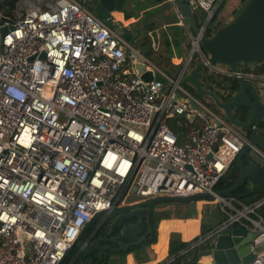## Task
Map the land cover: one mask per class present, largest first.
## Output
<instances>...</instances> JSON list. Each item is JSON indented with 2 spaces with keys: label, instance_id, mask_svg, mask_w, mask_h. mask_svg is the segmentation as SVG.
Returning <instances> with one entry per match:
<instances>
[{
  "label": "built area",
  "instance_id": "2783aa9c",
  "mask_svg": "<svg viewBox=\"0 0 264 264\" xmlns=\"http://www.w3.org/2000/svg\"><path fill=\"white\" fill-rule=\"evenodd\" d=\"M84 1L0 0V264H57L127 183L137 200L210 193L223 217L189 248L227 226L243 227L254 233L253 256L237 264H264V194L245 203L213 189L246 135L181 83L196 60L213 76L258 87L264 59L236 70L210 62L200 37L222 0H192L203 18L187 32L173 74L130 48L143 71L162 78L146 81L126 56L127 43Z\"/></svg>",
  "mask_w": 264,
  "mask_h": 264
},
{
  "label": "water",
  "instance_id": "95a60500",
  "mask_svg": "<svg viewBox=\"0 0 264 264\" xmlns=\"http://www.w3.org/2000/svg\"><path fill=\"white\" fill-rule=\"evenodd\" d=\"M153 1L162 2V0ZM174 2L181 16L188 19L193 30L196 31L197 28L193 23L190 5L184 0H175ZM126 5L132 9H137L139 6L138 0H97L93 7L87 5V8L92 10L107 26L116 30L124 42L129 45L124 47L125 54L128 57L136 58L137 61L134 67L143 80L154 79L162 81V78L157 73L143 71L144 63L130 50V48L137 45L140 47L138 52L142 56H148L151 53L150 49H146V45H142V32L148 33L151 40V48L153 50L157 49L159 33L152 27L153 22L143 25L134 23L128 29L120 27V25L113 26L108 20L110 10H120ZM3 30L4 28H0V33ZM200 47L202 51L208 54L210 62L226 65L231 70H236L237 63L257 62L264 59V0H246L243 2L229 21L219 25L210 36L202 35L200 37ZM201 66V62H195L182 78L181 83L189 84L196 96L209 98L213 105L221 111L223 118L243 132L247 139V142L234 158V163L238 170L236 179L226 189L214 192L220 196H229L239 186L253 184L254 189L248 186L244 194L238 195L245 203H248L255 197L256 191L259 193L264 191V159L251 149V145H254L264 152V133L258 128V123L264 119V104L259 100L258 87L254 86L252 82L243 79H236L238 89L231 94L228 100H220L213 90L203 88L200 85L198 73ZM170 72L173 74L174 70L171 69ZM243 107L248 109L249 114L244 121H240L233 115V111ZM134 190L135 186L132 185L129 194H133ZM209 197H212L211 194L204 192L189 196L157 195L131 203L118 201L109 210L96 212L91 216L57 264H61L74 247L77 248V253H81L83 257L89 256L98 248H107L101 246L98 243L99 241L117 244V248L114 251L122 250L127 252L130 247L143 242L144 237L152 231V226L149 223L151 215L150 205L159 202H178L184 203L190 208H195L197 199ZM114 214L116 215L114 216ZM101 215L103 217L112 216L105 235L90 242L87 239L80 240L88 232L89 226ZM133 219L136 221L129 223ZM145 227L147 228L146 234L139 237ZM115 230H118V234L112 236ZM253 236L254 233L248 232L243 227L227 226L209 240L208 249L204 251V254L210 256L211 264L247 263L253 256L249 248V242ZM151 238L152 236H149V240ZM120 239H129L131 242L122 243L119 241Z\"/></svg>",
  "mask_w": 264,
  "mask_h": 264
},
{
  "label": "crops",
  "instance_id": "0c3cea01",
  "mask_svg": "<svg viewBox=\"0 0 264 264\" xmlns=\"http://www.w3.org/2000/svg\"><path fill=\"white\" fill-rule=\"evenodd\" d=\"M168 1V0H167ZM97 0L91 1V3H87V0L84 1L85 6L91 5L92 7L96 4ZM165 0H162V2H155L153 0H138V8L137 9H132L130 6L126 5L123 6L120 10L112 9L109 11L108 15V20L113 26L120 25V27H126L128 29L131 28V25L134 23H138L139 25L147 24L149 22H153V28L156 29L159 33V40H158V47L156 50H153L151 48V40L148 36V33L142 32V45H146V49H150L151 53L146 57L153 65V60L159 64H162V67L164 69L162 70H171L175 69L176 65L173 63L175 60V57L177 56L178 58L182 56L184 57L186 52H187V44H188V31H192L190 28V22L188 19L183 18V23L184 26L178 25L182 29V33H185V37L187 41L184 44L178 43V29L173 30L174 32H168L165 34L163 33L164 28L167 27V25H171L169 22L167 23L166 20L170 18V15L174 14L173 7L171 3L168 1L167 3ZM187 4L190 5L192 15H196L197 13L199 14L198 9L195 7L194 3L192 0H187L185 1ZM241 3H243V0H241ZM92 13H94L92 10H90ZM230 12H233V9L230 10ZM235 12V11H234ZM233 12V13H234ZM176 17V16H175ZM231 17H225L223 20L216 19V22H222L225 23L230 20ZM177 22V19H176ZM192 27V26H191ZM113 29V28H112ZM193 29V28H192ZM114 30V29H113ZM116 33H118L116 30H114ZM167 36V38H166ZM168 39L169 44H170V55L166 57L165 52H164V45L165 41ZM173 39H176L177 41L173 43ZM128 45V44H127ZM129 46V45H128ZM140 47L135 45L132 47V49L137 50ZM181 48V49H180ZM182 57V58H183ZM157 67V65H155ZM160 66H158L159 68ZM161 69V68H159ZM262 133H264V128L261 129ZM197 202H195V209L196 212L194 216L188 217L186 214H183L182 216L180 215H170L168 218L160 219L157 224H156V236H155V242L151 243L145 250L144 256L145 260L141 262H137L134 259V252H129L124 255V261L123 264H164V262L168 258V239L169 235L171 233H176L178 234V237L180 241H187L189 240L192 236L195 234L198 236L199 235V228L200 224L203 223L209 228L212 226H215L217 223L220 222L222 219L223 215L221 212L218 210L217 205H216V210L218 212V216L213 220L210 221V223H204L202 222V216L201 212L199 211L200 204L197 206ZM182 210L185 208H188V206L184 203H180ZM155 210H162V211H174L175 207L172 205H166L163 207H157ZM168 213V212H167ZM192 221L194 225L199 223V228L192 227L191 229L189 228V222ZM161 223H166L169 224L171 227L163 230V240L161 239V236L159 235L158 228ZM185 224V225H184ZM181 227H184L183 231ZM208 228V229H209ZM190 229V231H189ZM193 234V235H191ZM191 235V236H190ZM160 238V240H159ZM161 243L159 249L156 248V246ZM209 242L204 243L201 246L200 253L198 254L196 260L197 263L199 264H211V258L208 254H204V251L208 249ZM167 247V248H166ZM186 262V261H184ZM170 264V263H169ZM174 264V263H171ZM180 264H183L181 262Z\"/></svg>",
  "mask_w": 264,
  "mask_h": 264
},
{
  "label": "trees",
  "instance_id": "16d2710c",
  "mask_svg": "<svg viewBox=\"0 0 264 264\" xmlns=\"http://www.w3.org/2000/svg\"><path fill=\"white\" fill-rule=\"evenodd\" d=\"M187 1V0H184ZM246 1V0H244ZM13 2V0H8L7 4L10 6L11 3ZM223 3L222 2L219 4L218 8L216 9L213 19L210 21V23L208 24V26L206 27L205 31H204V35L205 36H210L213 31L221 24V22H213L215 20V17L217 15V12L219 10V8L221 7ZM197 8V7H196ZM198 9V8H197ZM199 11V14L197 13L196 15H193V23L194 26L197 27L199 26V24L202 21V13ZM236 12V11H235ZM166 22L170 23L171 25H167L166 28H164L163 33L165 34L168 32H174L173 30H175L176 28H178V25L176 24V17L175 14L170 15V18H168L166 20ZM192 31V27L190 26V28ZM191 31V32H192ZM167 38V36H166ZM177 40L173 39V43H175ZM189 45L187 44V50H188ZM168 50H170V44L168 39H166L165 41V45H164V52L166 57L170 55V51L168 52ZM195 62H197L196 60L192 61V64L194 65ZM237 66H239V63H237ZM258 71H264V63H261L260 65H258ZM211 83H209V81ZM198 80L200 85L203 88L206 89H210L213 90L216 95L218 96V98L220 100H228L231 97V94L233 92H235L238 89V85H237V81L234 77H229V76H213L210 73H207L206 70L204 68H201L199 70L198 73ZM212 84V85H211ZM183 86L191 93L194 94L193 92V88L189 85L184 83ZM223 92V93H221ZM208 106L218 112V109L213 105L212 101H208ZM219 113V112H218ZM249 114V111L247 108L243 107V108H239L236 111V114L234 113L233 115L235 117H239V118H243L245 119ZM258 128L262 129L264 128V119H262L259 123H258ZM173 130L176 133H179V129L178 128H173ZM249 131V130H247ZM238 174V170L237 167L234 163V160L230 163V165L228 166V168L225 170V172L220 176V178L217 180V182L214 184L213 189L214 191H219L222 189H226L227 187H229L234 180L236 179ZM248 186H250L252 189H254V185L253 184H248V185H241L238 188L234 189L232 192V195L238 197V195L240 194H244L245 191L247 190ZM131 185H129L128 183L125 184L120 191V195H119V201H121L122 197L124 196L125 193H127L130 190ZM264 194V191L262 193L259 192H255V196H259ZM240 198V197H239ZM242 199V198H240ZM169 202H163L162 204H167ZM172 203V202H170ZM180 204V203H179ZM157 204H153L149 206V209L151 210V215H150V219H149V223L151 224L152 228H153V235L152 238L150 240H147L146 242H142L136 246H132L129 248V250L127 252L121 251L119 254L113 253V252H106L103 254H98V255H89V256H85L83 257L81 255V253H77V249L76 247L74 249H72L70 251V253L68 254V256L65 257V259L63 260V262L61 264H123L124 261V255L129 253V252H134V259L137 262H141L143 260H145V250L146 248L151 244L155 242V236H156V224L160 219H164V218H168V214L166 211H162V210H155V208L157 207ZM263 216H264V206H263ZM112 218V216H105L103 217L98 216L97 219L95 220V223L93 225V227L95 225H98V232L95 234L96 237H102L105 235V233L108 231V224L110 219ZM136 220L133 219L132 221H130L129 223H134ZM127 224V223H124ZM208 226H206L205 224L201 223L200 224V228H199V234H203L205 231L208 230ZM113 233H118V230L113 231ZM197 237L193 238L192 240H195ZM201 246L202 245H198V246H194L189 248V243L180 241L178 234L176 233H171L169 235V239H168V257H172V261L171 263L174 264H180L181 262H183V264H198L197 263V256L200 253L201 250ZM183 249H186L185 252H182ZM186 261V262H184Z\"/></svg>",
  "mask_w": 264,
  "mask_h": 264
},
{
  "label": "rangeland",
  "instance_id": "374dc122",
  "mask_svg": "<svg viewBox=\"0 0 264 264\" xmlns=\"http://www.w3.org/2000/svg\"><path fill=\"white\" fill-rule=\"evenodd\" d=\"M91 1H93V0H87V3H91ZM166 2H168V1L166 0ZM243 2H245V1L243 0ZM242 4L243 3H241V0H223L222 5L217 12L216 19L220 20L222 18L221 20H223V19H225L226 16L232 18L234 13H235L234 11H238V9L241 7ZM231 9H233L234 13L230 12ZM213 22H215V20ZM176 29H178V34H179L178 35V43H180L182 45L187 41V39L185 37V33L184 32L182 33V29L180 27H178ZM182 55L183 54H181V57H179V58L177 56L175 57V60L173 61V63L176 66L181 62L182 57H183ZM153 63L155 65H157V67L160 66L159 68L164 69V67H162V64L157 63L155 61V59L153 60ZM165 70L168 71L169 73H171L170 70H167V69H165ZM260 84L264 85V83H260ZM262 85L258 86L257 91H258V97H259L260 102L264 104V86H262ZM202 99H204L206 101H210V99L207 97L206 98L202 97ZM218 112L221 113V111L219 109H218ZM135 198H136L135 195H131L130 198L126 197L124 200L128 201L130 199L132 200ZM122 199H123V197H122ZM195 202H197V204H196L197 206L200 204L199 211L201 212L202 222L210 223V221L213 220V218L215 219L218 216V212L216 210V203L213 201V199L211 197L197 199ZM123 203H125V202H123ZM162 203L163 202L156 203L158 205L157 207H163L166 205H170V206L173 205L175 207L174 211H167L168 216H170V215L182 216L183 214H186L188 217H192V216H194V214L196 212L195 208H190V207L182 210L181 205L178 202H172V203L169 202L167 204H162ZM169 227H171L169 224H166V223L160 224L158 230H160L159 235L161 236L162 240H163V232L162 231L169 228ZM192 227H196V225H194V223H192V221H190L189 222V228L191 229ZM196 228H199V223L197 224ZM181 229L183 231L184 227H181ZM190 229H189V231H190ZM191 235H193V234H191ZM195 237H197L196 234L194 236H192L189 240L183 241V242L189 243ZM159 240H160V238H159ZM160 244L161 243L159 242V244L156 246L157 249H159V247H161Z\"/></svg>",
  "mask_w": 264,
  "mask_h": 264
},
{
  "label": "flooded vegetation",
  "instance_id": "af4514ba",
  "mask_svg": "<svg viewBox=\"0 0 264 264\" xmlns=\"http://www.w3.org/2000/svg\"><path fill=\"white\" fill-rule=\"evenodd\" d=\"M233 113L236 114V111L234 110ZM237 118H238L240 121H244L243 118H239V117H237ZM131 195H132V194L126 193V194L123 196V199H122L121 201H123V202H125V203H131V202L138 201L136 198H135V199H132V200L130 199V200H128V201L124 200L126 197L130 198ZM115 215H116V214H114V216H115ZM114 216H113V217H114ZM94 223H95V221L89 226L88 232L86 233V235H83L82 238H81L80 240H85V239H87V241L90 242V241H92V240H94V239H99V238H100V237H96V236H95V234H96L99 230H98V225H95V226L93 227ZM123 224H124V223H123ZM122 226H123V225H122ZM146 232H147V228L145 227V228L143 229V231L139 234V237L142 236V235H145ZM117 234H118V233H113L112 236H115V235H117ZM152 235H153V228H152V231L144 237V241H143V242H146L147 240H149V236H152ZM137 238H138V237H137ZM119 241L122 242V243H130V242H131V240H129V239H125V240L120 239ZM98 243L101 244V246H105V247H107V248H101V249L98 248V249H96L91 255H93V254L98 255V254H103V253H106V252H113V253L119 254V253L122 251V250H120V251H114V249L117 248V244H112V243H108V242H101V241H99ZM141 243H142V242H141ZM74 248H75V247H74ZM74 248H73V249H74ZM76 249H77V248H76ZM91 255H90V256H91Z\"/></svg>",
  "mask_w": 264,
  "mask_h": 264
}]
</instances>
